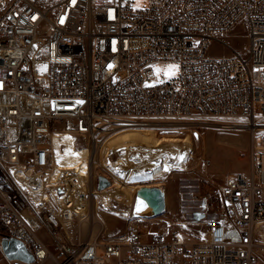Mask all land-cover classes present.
I'll return each instance as SVG.
<instances>
[{"label":"built area","instance_id":"obj_1","mask_svg":"<svg viewBox=\"0 0 264 264\" xmlns=\"http://www.w3.org/2000/svg\"><path fill=\"white\" fill-rule=\"evenodd\" d=\"M239 25L245 54L209 55ZM165 63L179 66L175 77L156 74ZM192 120H240L256 149L248 173L218 185L217 217L198 242L142 218L106 233L89 173L43 184L54 133L90 151L114 129ZM4 237L32 264H264V0H0Z\"/></svg>","mask_w":264,"mask_h":264},{"label":"rangeland","instance_id":"obj_2","mask_svg":"<svg viewBox=\"0 0 264 264\" xmlns=\"http://www.w3.org/2000/svg\"><path fill=\"white\" fill-rule=\"evenodd\" d=\"M146 5L147 0H132L135 9ZM245 36V26L239 25L222 38L226 47L215 42L209 55L227 56L231 52L244 55ZM169 65L176 64H159L157 68L166 69ZM233 124L232 128H223L218 122L192 120L149 127H121L101 134L97 147L89 153V174L91 179L106 177L110 181V186L103 190L106 191L103 197L108 199V205L97 194L100 190L94 191L91 198L99 212L97 216L104 223L105 232L120 234L130 222H136L139 218L152 219L151 223L143 222L149 226L165 223L167 232L180 233L185 244L198 242L207 223L217 217L218 185L230 173H248L251 156L256 150L252 133L244 122L236 120ZM148 137L152 141L149 142ZM153 141H158L160 146ZM106 142L105 153L100 157V146ZM85 147V142L76 136V143L70 148L71 163H76L79 157L88 156ZM149 148L157 152V156L151 160L154 168L147 172L143 169L141 173L142 170L138 168L143 167L144 158L151 156ZM175 155L183 157V163L175 165ZM140 187L160 188L164 192L165 210L159 217L148 218L133 212L136 201H139L135 192ZM118 196H124L128 203L121 204L114 200ZM122 212L126 214L124 217ZM0 264H8L1 250Z\"/></svg>","mask_w":264,"mask_h":264},{"label":"bare ground","instance_id":"obj_3","mask_svg":"<svg viewBox=\"0 0 264 264\" xmlns=\"http://www.w3.org/2000/svg\"><path fill=\"white\" fill-rule=\"evenodd\" d=\"M67 135H69V134H67V133H65V134L54 133L51 137V148L53 151V160L55 162L56 168H55L54 172L52 173L51 177L49 179H47V181L45 180L43 182V184L49 183L50 181H55V180L61 179L63 176V173L66 171L76 174L77 176H79L80 180L83 181V177L87 176L89 171H90L91 167H90V161H89V158H90L89 153H91V152L89 151V149L87 147H85V150L88 153V156L79 157L77 159L76 163H71L70 148L73 146V144L75 145V140L71 135H69L70 137L67 138L66 137ZM147 140L149 142L152 141V139L150 137H148ZM153 143L157 146H160L158 141H153ZM107 144H108V142H106L104 145L100 146V157L103 156V154L105 153ZM96 147H97V143H96L95 148ZM148 152H151V156L148 158H144L143 162H142L143 167L140 166L138 168L140 171L142 170L141 173H143V169H146V171H144V172H147V171L152 170V168H154V165L152 164L151 160L157 156V152L155 153V150L153 148H149ZM181 160L182 159H180V157L175 155V162H174L175 165H178L181 162ZM125 161H127V160L125 159ZM181 163H183V161ZM125 164H127V163H125ZM152 188H155V187H140L136 190L135 196L139 201H136V205H135L134 210H133L135 215L137 214V215L141 216V215H144L146 213V206H145V202L142 198V193L144 191L152 189ZM104 192H106V191L97 192V194L100 196L101 200H104L105 204L108 205V203H109L108 199L103 197ZM119 194H121V193H119ZM105 195H106V193H105ZM114 200H117L121 204H127L128 203V200H126L124 196L115 197ZM138 208H139V211H137ZM125 215H126L125 212H122V217H124Z\"/></svg>","mask_w":264,"mask_h":264},{"label":"water","instance_id":"obj_4","mask_svg":"<svg viewBox=\"0 0 264 264\" xmlns=\"http://www.w3.org/2000/svg\"><path fill=\"white\" fill-rule=\"evenodd\" d=\"M109 186V181L105 177H99L97 189L102 190ZM145 202L148 218L159 217L165 210L164 192L160 188H152L142 193ZM0 250L2 255L8 260L20 261L26 264L33 263V256L25 249L23 244L13 238L4 237L0 241Z\"/></svg>","mask_w":264,"mask_h":264},{"label":"snow or ice","instance_id":"obj_5","mask_svg":"<svg viewBox=\"0 0 264 264\" xmlns=\"http://www.w3.org/2000/svg\"><path fill=\"white\" fill-rule=\"evenodd\" d=\"M32 19H35V17H32ZM178 67H179L178 65H169L167 66L166 69L156 68V74L159 75L161 72H163L165 76L171 78L172 76L177 74ZM158 82H162V81H158ZM180 159H183V157H180ZM137 211H139V208L137 209Z\"/></svg>","mask_w":264,"mask_h":264}]
</instances>
